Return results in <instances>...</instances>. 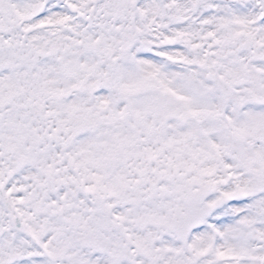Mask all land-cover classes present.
Masks as SVG:
<instances>
[{
    "label": "snow or ice",
    "instance_id": "obj_1",
    "mask_svg": "<svg viewBox=\"0 0 264 264\" xmlns=\"http://www.w3.org/2000/svg\"><path fill=\"white\" fill-rule=\"evenodd\" d=\"M0 264H264V0H0Z\"/></svg>",
    "mask_w": 264,
    "mask_h": 264
}]
</instances>
